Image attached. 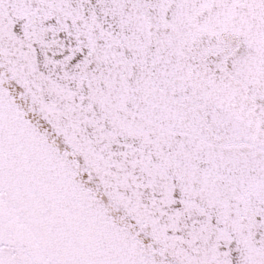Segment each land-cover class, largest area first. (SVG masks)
<instances>
[{
	"label": "snow or ice",
	"instance_id": "6c2138e0",
	"mask_svg": "<svg viewBox=\"0 0 264 264\" xmlns=\"http://www.w3.org/2000/svg\"><path fill=\"white\" fill-rule=\"evenodd\" d=\"M0 264H264V0H0Z\"/></svg>",
	"mask_w": 264,
	"mask_h": 264
}]
</instances>
